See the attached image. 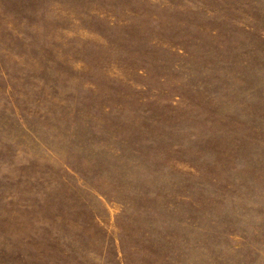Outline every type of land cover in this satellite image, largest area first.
<instances>
[{"label":"rangeland","instance_id":"obj_1","mask_svg":"<svg viewBox=\"0 0 264 264\" xmlns=\"http://www.w3.org/2000/svg\"><path fill=\"white\" fill-rule=\"evenodd\" d=\"M0 264H264V0H0Z\"/></svg>","mask_w":264,"mask_h":264}]
</instances>
